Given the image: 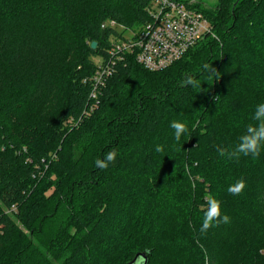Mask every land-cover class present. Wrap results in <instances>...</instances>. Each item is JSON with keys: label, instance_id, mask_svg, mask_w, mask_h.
I'll return each instance as SVG.
<instances>
[{"label": "trees", "instance_id": "trees-1", "mask_svg": "<svg viewBox=\"0 0 264 264\" xmlns=\"http://www.w3.org/2000/svg\"><path fill=\"white\" fill-rule=\"evenodd\" d=\"M152 1L0 0V264H264V145L256 159L217 151L258 124L264 0L200 8L216 38L164 70L120 62L84 115L95 58L121 36L109 23L142 27ZM209 196L230 222L202 234Z\"/></svg>", "mask_w": 264, "mask_h": 264}, {"label": "built area", "instance_id": "built-area-1", "mask_svg": "<svg viewBox=\"0 0 264 264\" xmlns=\"http://www.w3.org/2000/svg\"><path fill=\"white\" fill-rule=\"evenodd\" d=\"M147 14L149 20L136 31L115 22L110 23L113 28L122 27L129 34L120 33L121 36L112 42L106 55L99 57L96 62V71L89 79L92 85L89 108L84 111V115L97 108L99 92L120 62L133 57L144 68L160 71L182 59L204 39L216 38L210 18L194 2L153 0Z\"/></svg>", "mask_w": 264, "mask_h": 264}, {"label": "clouds", "instance_id": "clouds-1", "mask_svg": "<svg viewBox=\"0 0 264 264\" xmlns=\"http://www.w3.org/2000/svg\"><path fill=\"white\" fill-rule=\"evenodd\" d=\"M191 84L194 87L198 85V81L189 77L185 82ZM258 124L253 126L249 125L246 130V134L242 135L239 139L240 142L236 146L234 151L229 152L227 149L217 147V151L221 156H227L228 159L239 158L242 154L244 156H251L256 159L260 155L262 145H264V103L256 106L254 117ZM170 127L175 130V139L180 140L181 136L184 135L188 128L185 123L172 121ZM157 152H162L163 147L160 145L156 146ZM117 152L111 150L106 153L103 159H97L95 166L100 169L108 168L110 163L116 160ZM247 186L246 180L243 178L236 181L235 184L228 187V192L233 196H239ZM207 209L205 211L202 226L200 232L206 234L210 228L218 227L220 224H226L230 222V217L226 214L222 215L221 202L211 196L206 198Z\"/></svg>", "mask_w": 264, "mask_h": 264}, {"label": "rangeland", "instance_id": "rangeland-1", "mask_svg": "<svg viewBox=\"0 0 264 264\" xmlns=\"http://www.w3.org/2000/svg\"><path fill=\"white\" fill-rule=\"evenodd\" d=\"M183 1H189V2H194L197 5V8H202L204 10H214L215 7L218 4V0H183ZM110 25V23H109ZM114 29H117L119 31V33L128 35L129 32L125 31L122 27L119 26H115ZM131 29V28H128ZM139 28H132L131 30L136 31ZM118 37H111L110 41L111 44L112 42H114ZM81 54L80 52L77 51L76 56L74 57V59L72 60V64L71 65H77L78 67H80V57ZM99 61V57L95 58V62ZM62 89V88H61ZM63 96H64V92L62 90L59 91V93H57V95L54 97L53 102L50 106L51 110H55L57 108H59L62 105V101H63Z\"/></svg>", "mask_w": 264, "mask_h": 264}, {"label": "water", "instance_id": "water-1", "mask_svg": "<svg viewBox=\"0 0 264 264\" xmlns=\"http://www.w3.org/2000/svg\"><path fill=\"white\" fill-rule=\"evenodd\" d=\"M238 2V1H237ZM236 2V4H237ZM235 4V6H236ZM103 27H105V24L103 25ZM91 47L92 49H96L97 47V42H93L91 44ZM148 263V260H147V256H146V253L143 252V253H137L135 255V257L132 259V261H130L129 263L127 264H147Z\"/></svg>", "mask_w": 264, "mask_h": 264}]
</instances>
